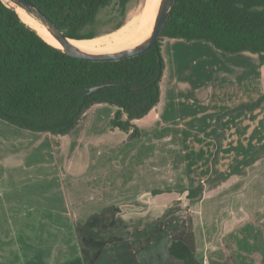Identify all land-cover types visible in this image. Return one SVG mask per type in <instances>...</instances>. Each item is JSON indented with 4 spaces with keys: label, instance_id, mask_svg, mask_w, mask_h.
Instances as JSON below:
<instances>
[{
    "label": "rangeland",
    "instance_id": "obj_1",
    "mask_svg": "<svg viewBox=\"0 0 264 264\" xmlns=\"http://www.w3.org/2000/svg\"><path fill=\"white\" fill-rule=\"evenodd\" d=\"M141 1L128 3L125 20L139 11ZM112 13L109 7L98 15L93 29L100 36L108 35L116 22ZM161 44L158 106L166 124L149 130L135 124L138 139L128 141L122 132L111 131L110 106L90 112L61 140L0 121V264H49L48 255L59 257L54 247L73 245L76 232L81 242L113 238L122 224L112 220L119 217L117 208L134 205V189L153 174L157 183L150 184L157 188H166L165 180L181 192L200 184L203 190L208 185L220 194L231 192L217 207L204 202L205 226L223 227L230 212L246 213V219H254L247 222L252 227L248 245L262 248L264 101L253 110L244 106L264 93V62L250 53L228 55L203 42L163 39ZM171 81L181 91L165 107ZM170 108L179 121L170 117L171 127L166 116ZM148 151L152 158L146 162ZM150 162L151 173L139 168ZM167 170L171 177L166 178ZM176 209H159L158 215L172 222ZM23 215L21 227L18 218ZM164 225L158 221L159 228Z\"/></svg>",
    "mask_w": 264,
    "mask_h": 264
},
{
    "label": "trees",
    "instance_id": "obj_2",
    "mask_svg": "<svg viewBox=\"0 0 264 264\" xmlns=\"http://www.w3.org/2000/svg\"><path fill=\"white\" fill-rule=\"evenodd\" d=\"M28 1L66 37L79 40L100 36L93 27L109 7L116 22L105 34L120 28L131 0ZM163 39L203 42L228 55L250 53L264 62V0H175L149 51L117 62L65 55L0 0V121L60 138L75 130L93 106L107 104L116 108L110 129L126 134L128 141L138 139L134 121L159 103ZM98 85L105 86L89 93ZM263 101L264 93L244 108L253 110ZM185 192L192 204L202 198L203 187ZM167 252L182 264H202L183 241H171Z\"/></svg>",
    "mask_w": 264,
    "mask_h": 264
},
{
    "label": "crops",
    "instance_id": "obj_3",
    "mask_svg": "<svg viewBox=\"0 0 264 264\" xmlns=\"http://www.w3.org/2000/svg\"><path fill=\"white\" fill-rule=\"evenodd\" d=\"M180 91L177 82L171 81L169 83V87L166 88L168 102L165 107H168V104L171 103L170 99L176 100V96ZM107 106L109 105L99 104L93 106L84 114L82 120L90 112L94 110L100 112ZM159 107L160 105L154 107L145 117L135 120L134 124L144 125L147 130L166 124L163 123L164 120L159 112ZM107 108L111 110H109V116H107L109 121L116 112V108L112 106ZM171 110L174 109L167 110L166 115L169 127H171L169 124L170 117L174 118V121L179 124L178 118L173 115ZM95 121H97V113ZM124 136L126 137V134ZM62 138L60 137V140ZM56 142L59 144L60 141ZM146 154L145 160L147 162L152 158L150 157L152 153L148 151ZM1 157L3 159L6 156ZM148 163L138 165L140 169L145 168V171L151 173L153 165L151 162ZM64 166L68 170V163ZM70 168H73L72 164H70ZM171 175H173L172 172L169 173V170H167L166 178L171 177ZM155 179L156 174L149 175L141 182L140 186L142 187L134 189L135 198L130 199V201H135L134 205L130 204L124 208V205L121 204V209L117 208L116 212H119V217H112V220L117 218L122 224L115 231L113 238L107 240V236H104L98 241L84 239L81 242L78 239L79 233L76 232L73 245H56L54 247L53 252L59 257L57 258L54 255L52 257V254L48 255L51 257L46 258L49 264H182V262L174 260L167 252L168 244L171 241L178 240L187 244L202 264H264V245H262V248L248 245V237L252 236L249 231L252 227L248 228L247 222L252 223L254 221L253 217L249 219L248 216V219H246V213L230 212L229 217L224 219L223 227L213 226L210 228L206 227L202 220L204 202L210 203L209 207L211 208L217 207V203L230 198L231 192L220 194L219 188L211 190L208 185H204L200 201L191 204L186 198V189L181 192L183 189L176 188L175 185L169 184L165 180H162L161 183H165L166 188H157V184H150L157 183ZM198 181L205 180L202 178ZM233 196V198H238V194ZM175 205L177 209L172 214L171 219L177 220L167 221L164 219V214L158 215L159 209L165 213ZM123 213L131 217L127 219ZM24 216L26 215L18 218L21 227L26 220ZM196 216L197 220L195 219ZM159 220L165 223L161 228L158 226ZM79 243L82 245H79ZM227 258L228 263H226Z\"/></svg>",
    "mask_w": 264,
    "mask_h": 264
},
{
    "label": "bare ground",
    "instance_id": "obj_4",
    "mask_svg": "<svg viewBox=\"0 0 264 264\" xmlns=\"http://www.w3.org/2000/svg\"><path fill=\"white\" fill-rule=\"evenodd\" d=\"M9 7L13 8L20 19L34 29L44 40L55 45L57 48L67 50V46L60 45L47 32L38 20L29 15L26 11L9 0H2ZM162 0H142L139 11L130 19L124 21L123 27L111 35L94 37L89 40L71 41L83 51L89 52H112L135 47L150 37L152 25L157 15ZM128 20H130L128 22Z\"/></svg>",
    "mask_w": 264,
    "mask_h": 264
},
{
    "label": "water",
    "instance_id": "obj_5",
    "mask_svg": "<svg viewBox=\"0 0 264 264\" xmlns=\"http://www.w3.org/2000/svg\"><path fill=\"white\" fill-rule=\"evenodd\" d=\"M9 1H11L15 5H17L18 7H20L24 11H26L29 15L34 17L36 20H38V22L42 26H44V28L47 30V32L53 37V39L57 43H59L60 45H65L68 48L67 50H62V49H59L55 45L52 44L58 50H60L65 55H67L71 58L83 60V61H89V62H117L120 60L133 58V57H136V56H139V55H142V54L148 52L149 49L158 41L160 34L163 30V27H164L169 15H170V12H171L173 5H174V2H175V0H162L161 1L160 7L158 9L157 15H156L154 22H153V25H152L150 37L146 41L140 43L139 45H137L135 47L120 50V51L89 52V51L80 50L75 46V44L71 43V41H81V40H89V39L77 40V39H71V38L66 37L54 25V23L49 18H47L44 14H42L28 0H9ZM131 19H132V17H131ZM129 21L130 20H128V22ZM124 25H122L120 28H118V29H116L110 33L118 31ZM110 33H107V34H110ZM157 59L159 60V58H157ZM104 86L105 85L93 86L89 89V93H92V92H94L100 88H103Z\"/></svg>",
    "mask_w": 264,
    "mask_h": 264
}]
</instances>
